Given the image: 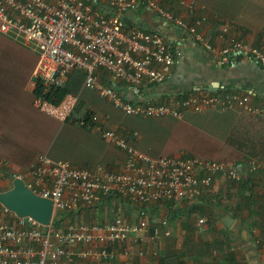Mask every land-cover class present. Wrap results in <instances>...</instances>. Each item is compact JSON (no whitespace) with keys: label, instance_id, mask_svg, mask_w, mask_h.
<instances>
[{"label":"built area","instance_id":"built-area-1","mask_svg":"<svg viewBox=\"0 0 264 264\" xmlns=\"http://www.w3.org/2000/svg\"><path fill=\"white\" fill-rule=\"evenodd\" d=\"M173 1L193 15L196 6L192 0ZM138 8L185 32L214 64L230 65L240 57L264 71V55L259 50L241 41L221 48L212 46L198 31L204 18L189 24L155 0H0V36L36 55L28 91L36 85H40L42 94L61 87L75 70L83 75V88L134 118L180 120L186 113L216 110L245 113L264 121V105H251L245 94L223 92L217 96L198 91L186 98L152 103L131 101L118 93L115 82L129 86L163 83L182 57L179 47H171L158 32L125 24L126 14ZM225 30L223 27L222 32ZM99 70L114 83L101 84ZM76 103V95L66 94L56 104L40 97L32 104L39 112L64 123ZM83 113L77 115L76 124L124 155L123 161L110 170L100 164L77 167L65 160L52 161L46 155L36 156L25 169L0 160V169L21 181L32 195L51 203L52 216L54 212L93 209L113 195L120 199L113 200L118 201L117 209L124 202L131 211L168 201L191 204L210 189L214 180L238 184L246 173L258 168L255 160L233 164L181 155L150 158L115 131L100 129L97 115L86 118ZM103 118L108 120L106 115ZM52 216L48 225L41 226L29 217L17 218L0 206V264H110L113 254L109 246L137 243L140 234L146 232L156 240L159 227L166 226L164 220L159 227H150L145 220L128 222L117 210L106 222L68 223L55 230ZM198 223L203 222L199 219Z\"/></svg>","mask_w":264,"mask_h":264},{"label":"crops","instance_id":"crops-1","mask_svg":"<svg viewBox=\"0 0 264 264\" xmlns=\"http://www.w3.org/2000/svg\"><path fill=\"white\" fill-rule=\"evenodd\" d=\"M155 1L189 24L204 18L198 31L212 46L221 48L241 41L264 55V0H192L196 6L192 16L173 0ZM124 21L127 26L158 32L171 47H179L182 57L159 85L114 83L103 70H99L97 76L101 84L114 83L116 91L131 101L161 103L177 95H193L198 90L217 95L222 88L248 95L253 106L264 105V71L254 63L236 57L230 65L214 64L208 53L185 32L142 8L128 12ZM223 27L225 32H222ZM208 86L213 91L205 90ZM93 114L98 117L100 129L115 131L125 138L121 126L104 119L100 113ZM263 170L264 162L261 163V174ZM258 175L251 181L252 193L247 186L243 187L244 183L214 180L210 189L191 204L168 201L139 208L134 211L136 216H129L131 212L127 210L122 212L129 217V220L125 219L128 222L145 220L148 226L159 227V222L164 220L166 226L159 227L160 236L156 240L146 232L140 234L137 243L126 241L109 246L113 254L110 264H264V244L257 241L258 230L252 224L255 220L253 210L259 203ZM8 183L7 174L0 173V192L7 189ZM198 209L204 214L197 215ZM170 210L175 218H169ZM224 216L231 219L228 228L221 222ZM199 219L202 224L198 223ZM164 232L169 235L164 237Z\"/></svg>","mask_w":264,"mask_h":264},{"label":"trees","instance_id":"trees-1","mask_svg":"<svg viewBox=\"0 0 264 264\" xmlns=\"http://www.w3.org/2000/svg\"><path fill=\"white\" fill-rule=\"evenodd\" d=\"M36 58L26 47L0 36V160H7L21 169L27 168L38 155L84 168L95 164L113 167L122 162L124 155L120 151L76 124L77 115L84 110L86 118L93 113L106 115L108 120L123 128L125 139L139 153L150 158L181 154L233 164L255 160L258 168L246 173L238 184L244 183L243 187H248L252 193L251 181L259 174V203L253 210L255 220L252 224L258 230L257 241L264 244V170L262 174L260 172L264 162V121L245 113L216 110L202 114L186 113L180 120L171 117L134 118L118 112L94 92L83 88V75L75 70L61 87L50 88L42 94L40 85H36L28 91L26 86ZM66 94L76 95L77 103L64 123L33 107V100L37 97L56 104ZM251 197L249 194L250 200ZM108 200L114 202L111 197ZM114 204L117 205L118 201ZM191 206L195 209L194 205ZM70 214L59 213L52 220V228L60 229L59 218Z\"/></svg>","mask_w":264,"mask_h":264},{"label":"water","instance_id":"water-1","mask_svg":"<svg viewBox=\"0 0 264 264\" xmlns=\"http://www.w3.org/2000/svg\"><path fill=\"white\" fill-rule=\"evenodd\" d=\"M205 90L211 92L208 86ZM10 188L0 192V206L13 213L17 218L29 217L41 226H46L51 221V203L45 199H40L32 195L19 180L13 179L12 175H7ZM113 199H120L115 195ZM224 227H229L231 219L224 216L221 220Z\"/></svg>","mask_w":264,"mask_h":264},{"label":"rangeland","instance_id":"rangeland-1","mask_svg":"<svg viewBox=\"0 0 264 264\" xmlns=\"http://www.w3.org/2000/svg\"><path fill=\"white\" fill-rule=\"evenodd\" d=\"M26 88H27V86H26ZM220 95H221V92L217 93V96H220ZM100 165H103V164H100ZM103 166L105 168L109 169V170L111 169V166H109V165H103ZM3 172L4 173L6 172L8 174V172L6 170H3ZM1 178L4 179V176L2 175ZM3 179H1V180H3ZM8 187H10L9 183L7 185V188ZM199 209L197 211V215H203L204 212L200 211L202 208L200 210ZM117 210L119 211V214L126 220H129V217H125V214L122 213L124 211L126 212V210L131 212V214L129 216H134V215L136 216V214L134 213V210L133 211L129 210L128 206L124 202L121 204V207L119 209H117V206L114 204V202L109 200L108 202H105L102 205L96 206L93 209L84 210L82 212L73 213V214H70V216L66 215L63 219L59 218L60 229L63 228L68 223H73V222L74 223H77V222L88 223V224L92 223V222H94V223L106 222V221H109V220H111L113 218L114 213ZM169 212H170L169 218H175L174 212L172 210H170ZM79 215L81 216L82 219L79 218ZM58 216H59V213L58 212H54V215L52 216V220H54Z\"/></svg>","mask_w":264,"mask_h":264},{"label":"clouds","instance_id":"clouds-1","mask_svg":"<svg viewBox=\"0 0 264 264\" xmlns=\"http://www.w3.org/2000/svg\"><path fill=\"white\" fill-rule=\"evenodd\" d=\"M199 91V90H198ZM198 91H196L194 94H196ZM221 93H223V92H227V91H224L222 88H220V90H219ZM202 93H203V91H201ZM230 92H232V91H229V92H227V93H230ZM234 93H236V92H234ZM188 96V94L187 95H184V94H181V95H177V96H175V97H172V98H170L169 100H172L173 98L174 99H176V98H186ZM189 114H191V113H189ZM104 116V115H103ZM7 161V160H6ZM7 162H9V161H7ZM10 163V162H9ZM21 169V168H20ZM0 173L1 174H4V172H3V170L2 169H0ZM6 173V172H5ZM7 174V173H6ZM8 175V174H7ZM8 179V178H7ZM9 184H10V182H9ZM10 187H8L7 189H9ZM5 191V190H4ZM3 192V191H2ZM111 198H112V196H111ZM113 199V198H112ZM114 200V199H113ZM71 214H73V213H71ZM74 223V222H73ZM77 223H79V222H77Z\"/></svg>","mask_w":264,"mask_h":264}]
</instances>
